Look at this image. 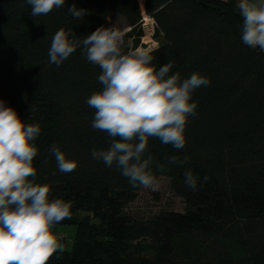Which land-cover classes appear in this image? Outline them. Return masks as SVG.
I'll use <instances>...</instances> for the list:
<instances>
[{
  "label": "trees",
  "instance_id": "trees-1",
  "mask_svg": "<svg viewBox=\"0 0 264 264\" xmlns=\"http://www.w3.org/2000/svg\"><path fill=\"white\" fill-rule=\"evenodd\" d=\"M73 4L87 10L82 20L68 12ZM143 10L154 37L161 35L150 50L157 69L173 62L170 74L199 72L211 83L192 95L197 114L183 149L149 139L151 169L169 179L184 211L138 219L125 208L140 186L91 154L109 146L106 133L91 127L95 110L86 104L102 90L99 67L81 49L59 68L48 56L59 29L82 38L114 28L113 13L130 27L123 38L134 49L142 35L138 0H65L37 17L26 0H0V99L26 124L40 125L35 182L50 186V198L73 202L71 218L59 223L77 225L72 250L48 264H264V53L242 43L237 0H143ZM52 144L77 162L73 172L58 171ZM172 156L188 161L168 164ZM188 170L198 177L195 191L184 183Z\"/></svg>",
  "mask_w": 264,
  "mask_h": 264
},
{
  "label": "clouds",
  "instance_id": "clouds-1",
  "mask_svg": "<svg viewBox=\"0 0 264 264\" xmlns=\"http://www.w3.org/2000/svg\"><path fill=\"white\" fill-rule=\"evenodd\" d=\"M26 3L32 17L65 6V0ZM237 7L243 20L242 43L264 51V0H238ZM67 10L78 20L87 12L75 4ZM77 49L100 69L97 79L102 90L92 93L86 104L95 110L91 127L106 133L109 146L93 149V159L115 166L133 187L155 189L149 139L183 149L189 118L197 114L192 95L208 86L210 79L199 72L184 79L178 71L170 74L173 62L157 69L150 50L126 48L121 31L103 26L82 38L72 29H59L48 51L49 62L59 68ZM40 133L39 124H26L0 99V264H48L54 254L64 251L62 237L53 228L71 218L73 202L50 198V186L35 182L34 159L39 149L34 141ZM48 150L60 173L77 168V162L68 159L58 145L52 144ZM187 161L188 157L172 156L167 163L182 165ZM208 179L205 176L203 181ZM197 182L191 170L185 172L184 183L193 191Z\"/></svg>",
  "mask_w": 264,
  "mask_h": 264
},
{
  "label": "rangeland",
  "instance_id": "rangeland-1",
  "mask_svg": "<svg viewBox=\"0 0 264 264\" xmlns=\"http://www.w3.org/2000/svg\"><path fill=\"white\" fill-rule=\"evenodd\" d=\"M141 4L142 18L139 22V27L142 31V35L139 38L138 44L135 48H143L147 50H152L156 48L161 42V35L154 37V20L147 15L143 10V0H138ZM143 17H149L148 20H144ZM108 20L112 26L121 31L123 34L130 30V27L126 26L123 16L113 13L108 17ZM147 21V22H146ZM145 23V24H144ZM152 23V24H151ZM150 24L152 26H150ZM148 26L151 29L150 34L146 35L145 27ZM131 38H129V41ZM134 48V49H135ZM157 185L155 189L153 188H144L141 187L137 191L136 198L126 205L125 211L138 218V219H147L156 215L160 211L170 210L176 212H183L185 205L181 197L176 195L171 187L169 179L166 177H157ZM78 218L85 216L83 212L77 213ZM93 222H96L93 220ZM54 233L59 237H62L61 243L64 245L63 252H71L73 247L74 236L77 231L76 224H57L53 228Z\"/></svg>",
  "mask_w": 264,
  "mask_h": 264
},
{
  "label": "bare ground",
  "instance_id": "bare-ground-1",
  "mask_svg": "<svg viewBox=\"0 0 264 264\" xmlns=\"http://www.w3.org/2000/svg\"><path fill=\"white\" fill-rule=\"evenodd\" d=\"M147 19V18H146ZM147 22V21H146ZM145 24V23H144ZM150 32H151V29L148 27V26H146L145 27V33H146V35H148V34H150Z\"/></svg>",
  "mask_w": 264,
  "mask_h": 264
},
{
  "label": "built area",
  "instance_id": "built-area-1",
  "mask_svg": "<svg viewBox=\"0 0 264 264\" xmlns=\"http://www.w3.org/2000/svg\"><path fill=\"white\" fill-rule=\"evenodd\" d=\"M139 1H140V0H139ZM140 3H141V2H140ZM140 3H139V5H141ZM141 7H142V6H141ZM146 18H147V19H146ZM143 19H144V20H148L149 17H143ZM151 24H152V23H151ZM151 24H150V26H152ZM257 49L260 50L259 48H257ZM260 51H261V50H260ZM261 52L264 53V51H261Z\"/></svg>",
  "mask_w": 264,
  "mask_h": 264
},
{
  "label": "crops",
  "instance_id": "crops-1",
  "mask_svg": "<svg viewBox=\"0 0 264 264\" xmlns=\"http://www.w3.org/2000/svg\"><path fill=\"white\" fill-rule=\"evenodd\" d=\"M237 4H238V0H237Z\"/></svg>",
  "mask_w": 264,
  "mask_h": 264
}]
</instances>
